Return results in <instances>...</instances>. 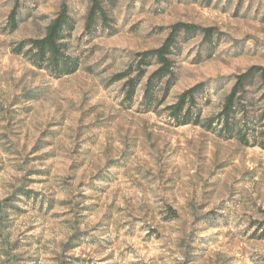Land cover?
Masks as SVG:
<instances>
[{
	"label": "rangeland",
	"instance_id": "374dc122",
	"mask_svg": "<svg viewBox=\"0 0 264 264\" xmlns=\"http://www.w3.org/2000/svg\"><path fill=\"white\" fill-rule=\"evenodd\" d=\"M99 1L86 32L90 0H0V264H264V149L164 108L204 83V121L264 67V0ZM62 6L80 67L54 77L14 48ZM177 22L214 35L180 36L163 105L144 110V81L124 100L112 76Z\"/></svg>",
	"mask_w": 264,
	"mask_h": 264
},
{
	"label": "trees",
	"instance_id": "16d2710c",
	"mask_svg": "<svg viewBox=\"0 0 264 264\" xmlns=\"http://www.w3.org/2000/svg\"><path fill=\"white\" fill-rule=\"evenodd\" d=\"M90 2L85 19L86 32L94 30L98 20L103 25L108 22L101 2ZM74 24L73 17L62 6L45 27L43 36L20 41L14 51L54 77L72 74L80 67V60L70 46ZM9 26L12 30L18 26L13 13L9 15ZM195 34H202L205 40H210L214 32L212 28L177 22L170 26L167 36L158 47L137 52L128 69L112 76V81L122 82L123 99L131 101L144 81L140 101L144 110H155L163 105L173 84L169 79L175 75L173 55L180 49L179 38ZM153 63L156 67L147 73V68ZM204 92L205 84L197 83L182 91L173 103L165 105L171 120L177 125L201 124L224 138H235L243 145H257L264 149V67L253 65L237 74L224 96L220 110L201 121L202 107L198 98Z\"/></svg>",
	"mask_w": 264,
	"mask_h": 264
}]
</instances>
